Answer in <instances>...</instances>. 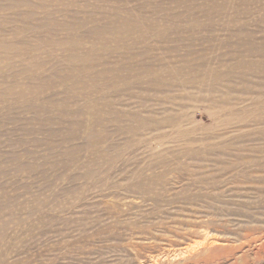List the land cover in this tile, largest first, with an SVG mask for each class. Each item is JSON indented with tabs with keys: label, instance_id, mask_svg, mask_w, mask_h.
I'll return each mask as SVG.
<instances>
[{
	"label": "rangeland",
	"instance_id": "1",
	"mask_svg": "<svg viewBox=\"0 0 264 264\" xmlns=\"http://www.w3.org/2000/svg\"><path fill=\"white\" fill-rule=\"evenodd\" d=\"M0 264H264V0H0Z\"/></svg>",
	"mask_w": 264,
	"mask_h": 264
},
{
	"label": "bare ground",
	"instance_id": "2",
	"mask_svg": "<svg viewBox=\"0 0 264 264\" xmlns=\"http://www.w3.org/2000/svg\"><path fill=\"white\" fill-rule=\"evenodd\" d=\"M168 13H169V12H168ZM145 15H146V14H145ZM122 18H123V17H122ZM131 21H132V20H131ZM131 21H130V22H131ZM172 21H173V20H172ZM125 23H126V22H125ZM131 24H132V23H131ZM131 24H130V25H131ZM120 26H121V25H120ZM123 27H124V26H123ZM171 27H172V26H171ZM77 28L79 29V27H77ZM105 28H106V27H105ZM81 29H82V28H80V30H81ZM122 29H123V28H122ZM120 31H121V29H120ZM111 33H112V32H111ZM119 33H120V32H119ZM113 34H115V33H113ZM115 35H116V34H115ZM119 45H120V44H119ZM101 54H102V53H101ZM71 61H72V60H71ZM127 61H128V60H127ZM129 61H130V60H129ZM69 62H70V61H69ZM125 62H126V61H125ZM125 64H126V63H125ZM128 64H129V62H128ZM128 64H127V65H128ZM72 65H73V63H72ZM72 65H71V66H72ZM93 68H94V67H93ZM73 70H74V69H73ZM187 73H188V72H187ZM113 74H114V73H113ZM115 74H116V73H115ZM117 74H118V73H117ZM117 74H116V75H117ZM178 74H179V72H178ZM188 74H189V73H188ZM68 75H69V74H68ZM85 75H86V74H85ZM77 76H78V75H77ZM118 76H119V75H118ZM177 76H178V75H177ZM124 77H126V76H124ZM127 78H128V77H127ZM125 80H126V79H125ZM80 87H81V86H80ZM182 137H183V136H181L180 138H182ZM186 138H187V137H186ZM104 162H105V161H104ZM141 174H142V173H141ZM213 243H214V242H213Z\"/></svg>",
	"mask_w": 264,
	"mask_h": 264
}]
</instances>
